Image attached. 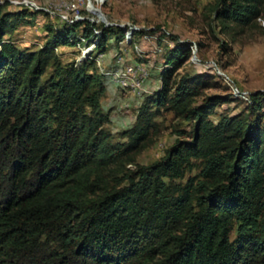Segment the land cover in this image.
Instances as JSON below:
<instances>
[{
	"label": "trees",
	"instance_id": "trees-1",
	"mask_svg": "<svg viewBox=\"0 0 264 264\" xmlns=\"http://www.w3.org/2000/svg\"><path fill=\"white\" fill-rule=\"evenodd\" d=\"M2 6L0 264H264V91L219 113L236 97L203 96L223 84L202 66L178 80L192 46L170 34L160 89L115 141L96 60L64 63L58 50L84 22L98 51L114 35L124 41L123 28L96 34L87 20H63L44 46L22 48L12 35L39 10ZM212 10L224 32L242 31L264 0H216ZM166 113L187 126L159 161L138 165Z\"/></svg>",
	"mask_w": 264,
	"mask_h": 264
},
{
	"label": "rangeland",
	"instance_id": "rangeland-1",
	"mask_svg": "<svg viewBox=\"0 0 264 264\" xmlns=\"http://www.w3.org/2000/svg\"><path fill=\"white\" fill-rule=\"evenodd\" d=\"M29 3H37L38 7ZM215 3L216 0H106L102 4L96 0H0L4 12L39 10L30 23H23L12 35L22 48L44 46L50 36L49 27L62 28L63 20L68 25L87 20L96 28V34L102 26L114 31L123 28L124 41L118 34L114 35L105 51H98L97 38L88 46L83 37L84 22L76 30L78 41L58 50L64 63L79 64L92 57L96 60L107 89L101 102L111 115V123L106 127L115 134V141L120 142L126 139L118 134L134 126L139 108L161 87V71L167 63V53L174 46L170 34L192 46V56L179 69L178 80L196 73L203 63L211 65L214 67L205 68L223 79H220L223 87L206 90L203 96L233 94L236 97L234 102L222 106L219 113L226 109L245 110L247 102L252 101V93L264 91V14L242 31L237 28L224 32L215 20L212 10ZM91 5L99 7L105 19L92 12ZM136 31L142 33L134 36ZM120 57L122 64L117 62ZM158 120L162 130L137 157L138 165L159 161L178 138L177 130L187 126L186 121L175 118L173 113H166Z\"/></svg>",
	"mask_w": 264,
	"mask_h": 264
},
{
	"label": "bare ground",
	"instance_id": "bare-ground-1",
	"mask_svg": "<svg viewBox=\"0 0 264 264\" xmlns=\"http://www.w3.org/2000/svg\"><path fill=\"white\" fill-rule=\"evenodd\" d=\"M99 4L104 3L106 0H96ZM95 3V2H94ZM93 4V3H92ZM97 5V4H96ZM96 5H91L90 6V10L92 12H94L96 15H98L101 19H105V17L103 16L101 9L99 7H97ZM99 6V5H98ZM99 34V33H98ZM143 66V65H142ZM144 68V66H143ZM138 73V72H137Z\"/></svg>",
	"mask_w": 264,
	"mask_h": 264
},
{
	"label": "built area",
	"instance_id": "built-area-1",
	"mask_svg": "<svg viewBox=\"0 0 264 264\" xmlns=\"http://www.w3.org/2000/svg\"><path fill=\"white\" fill-rule=\"evenodd\" d=\"M29 4L32 5L33 7H38V6H37V3H29ZM65 20H67L68 22L70 21L69 18H66ZM117 62L122 64V63H123V58H121V57L118 58V59H117ZM203 67H214V66L206 65V64L203 63ZM129 72H130L134 77H136V75H134V73H133L132 70H129Z\"/></svg>",
	"mask_w": 264,
	"mask_h": 264
}]
</instances>
